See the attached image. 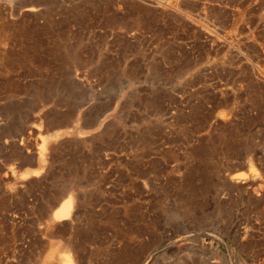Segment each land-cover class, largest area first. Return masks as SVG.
<instances>
[{"label":"rangeland","instance_id":"obj_1","mask_svg":"<svg viewBox=\"0 0 264 264\" xmlns=\"http://www.w3.org/2000/svg\"><path fill=\"white\" fill-rule=\"evenodd\" d=\"M0 264H264V0H0Z\"/></svg>","mask_w":264,"mask_h":264},{"label":"bare ground","instance_id":"obj_2","mask_svg":"<svg viewBox=\"0 0 264 264\" xmlns=\"http://www.w3.org/2000/svg\"><path fill=\"white\" fill-rule=\"evenodd\" d=\"M68 198V197H67ZM71 201V198H70ZM69 214V205L68 202L61 203L59 207L53 212V215L56 219L62 218L63 216H66Z\"/></svg>","mask_w":264,"mask_h":264}]
</instances>
